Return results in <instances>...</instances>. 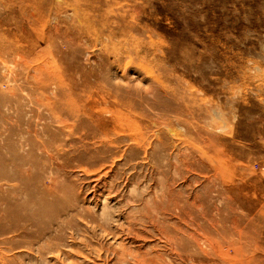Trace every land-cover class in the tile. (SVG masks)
<instances>
[{"label": "rangeland", "instance_id": "obj_1", "mask_svg": "<svg viewBox=\"0 0 264 264\" xmlns=\"http://www.w3.org/2000/svg\"><path fill=\"white\" fill-rule=\"evenodd\" d=\"M0 264H264V0H0Z\"/></svg>", "mask_w": 264, "mask_h": 264}, {"label": "bare ground", "instance_id": "obj_2", "mask_svg": "<svg viewBox=\"0 0 264 264\" xmlns=\"http://www.w3.org/2000/svg\"><path fill=\"white\" fill-rule=\"evenodd\" d=\"M107 98H104V100ZM123 114V113H122ZM136 120V119H135ZM129 123V122H128ZM119 124V123H117ZM138 125V124H137ZM137 125H132V123L129 124V129L127 130V132H124L123 134L121 133L120 136H125V139L128 140L129 144L127 146V148L121 149L119 145H117L115 143V141H117L118 139H115L114 137H111L110 133L111 130L107 129L103 131V134H96L93 135V137H99L100 139L103 140V143H101V145H99V148L96 149V153L99 155V158H102V155L100 153H103V162L104 163H108L110 159H112V164H115L117 161H121L122 159L128 157L131 153V155H133V157L137 154L136 150L134 148H132L133 144H135L136 146L140 147L142 149L141 153L142 156L144 158V160L146 161V163H148L149 167L150 165L152 167H157L158 171H161L159 169V166H161L162 161L160 159H157L155 157V151H156V147L158 148L159 146H163L166 145L167 143H165V140L163 141V139H165V136L163 137V135L161 136L160 132L155 133L154 138L151 139L149 133H146V131H143L139 126ZM116 125H114V128H112V131H117V128H115ZM124 127V126H123ZM126 127V126H125ZM128 127V126H127ZM168 131V130H167ZM117 133V132H116ZM95 134V133H94ZM152 137V136H151ZM163 138V139H162ZM215 138V137H214ZM167 140V138H166ZM182 142V141H181ZM86 153L88 155H92L91 153V149H86ZM90 151V152H89ZM89 152V153H88ZM94 152V151H93ZM95 153V152H94ZM94 155V154H93ZM130 155V156H131ZM96 156V155H95ZM183 156V155H182ZM84 158V155H78L77 156V160H81ZM186 160V158H185ZM144 161V162H145ZM183 161V160H182ZM185 162V161H184ZM144 163V164H146ZM173 165V164H172ZM191 165V164H190ZM211 165V164H210ZM194 166V165H193ZM192 166V167H193ZM197 166V165H196ZM171 167V166H170ZM195 167V166H194ZM154 168V169H155ZM188 168V167H187ZM167 169V168H166ZM193 169V168H192ZM197 169V168H195ZM191 170V168H190ZM194 171V170H193ZM160 173L158 172V175ZM222 175V174H221ZM156 180V179H155ZM168 184V183H167ZM166 184V185H167ZM165 185V186H166ZM170 191H173V189ZM178 192V191H177ZM175 192V193H177ZM179 194V193H178ZM178 204V203H177ZM148 213V212H147ZM259 219V218H258ZM188 245V244H187ZM189 246V245H188ZM185 247V246H184Z\"/></svg>", "mask_w": 264, "mask_h": 264}]
</instances>
